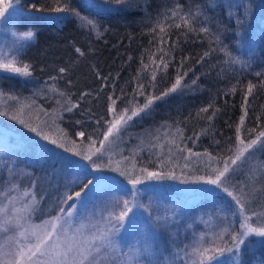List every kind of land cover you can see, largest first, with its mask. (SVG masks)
Listing matches in <instances>:
<instances>
[{"label":"trees","instance_id":"1","mask_svg":"<svg viewBox=\"0 0 264 264\" xmlns=\"http://www.w3.org/2000/svg\"><path fill=\"white\" fill-rule=\"evenodd\" d=\"M99 1L106 3L105 0ZM126 1L128 5L119 8L98 7L97 14L96 10L85 7L84 0H70L72 8L99 22L100 35L97 36L90 30L82 29L78 20L70 14L54 11L56 0H20L19 18L11 26L17 31L31 26L35 31V39L27 47L25 54L16 52L15 56L31 65V76L22 77L0 70L1 98H4L8 109L31 101L40 108L54 112L53 106L59 97L57 93L46 90V94L33 96V93L45 89L47 84L55 83L58 89L71 95L73 102L80 103V108L72 113L57 114L56 122L60 130L66 139L87 144L90 134L97 141L103 138L99 134L106 130L103 122L111 118L108 112L110 94L115 99L123 89L124 95L115 105L119 111L129 104L133 88L142 82L145 85L144 95L136 96L134 103L143 105L146 95L158 96L171 87L177 75L187 72L181 88L163 100L156 101L149 114H141L130 122L127 132L129 139H134L133 135L142 131L168 124L182 130L186 146L194 151L203 153L207 150L213 157H227L233 152L227 150H234L237 144L236 127L245 111L247 115L240 134L245 141L254 138L264 127V32L254 42V57H250L249 52L241 50L234 43L237 40L234 33L238 32L239 27L236 18L243 12L245 3L236 1L233 10L229 12L223 0ZM210 3L213 6L210 7ZM177 4L181 8L180 15L189 11L193 13V24L197 29L208 22L210 33L190 32L178 17L171 18L170 10H174ZM228 13H231V19ZM166 15L168 19H165ZM52 17L62 18L55 22L49 19ZM177 23L181 24L180 28L175 27ZM161 28L164 29L163 32ZM218 29L222 34L223 44L229 46L227 52H230V56L219 50L223 45L218 44L214 38ZM77 47L84 55L75 51ZM206 51L209 56L197 63ZM161 57L168 62L166 70L162 69V65L160 70L156 69L152 62L155 60L160 63ZM233 57L238 62L232 63ZM142 61L144 65H148L147 70L142 68ZM245 62H248L247 66ZM61 67L67 69L66 73L59 74ZM138 70L139 79L133 80V77H137ZM153 71L156 72L155 81L151 80ZM257 72L261 75L257 76ZM97 73L99 77L108 76V81L100 79ZM50 77L57 79L51 81ZM69 80L71 84L68 83ZM193 80H196V84H192ZM249 82L256 87L245 102ZM102 84L106 86L102 88ZM81 93L90 95L80 100ZM209 104L212 107L207 113L200 112V109ZM213 111L215 115L209 121L207 117ZM61 115L62 118H59ZM77 120L83 123L78 125L75 123ZM98 120L99 125L96 124ZM93 129H96V133H93ZM253 129L255 131H250ZM79 131L85 132L84 138L76 136ZM196 133H202L198 139ZM188 137H192V140H187ZM19 140L21 146H16L7 156L26 162L27 157L23 153H27L28 141L25 137ZM2 158H6V155L1 156ZM261 159L264 161V149ZM137 162L144 167L152 164L150 156L145 154H140ZM30 163L25 164L38 166ZM52 166L55 164L52 163ZM5 171L6 168L0 170V187L4 184L2 180ZM130 187L115 180L107 181L105 185L106 189L111 188L123 194ZM213 193L212 199L221 196L215 194L217 192ZM41 195L45 196L42 202L51 208L55 197ZM55 214V211L51 212V215ZM38 217L48 219L47 213L36 214L35 218ZM234 226L237 228L238 223ZM131 234L139 235V232L133 231L131 227L127 236ZM244 260L247 264V256Z\"/></svg>","mask_w":264,"mask_h":264},{"label":"snow or ice","instance_id":"2","mask_svg":"<svg viewBox=\"0 0 264 264\" xmlns=\"http://www.w3.org/2000/svg\"><path fill=\"white\" fill-rule=\"evenodd\" d=\"M105 2L121 4L125 3L126 0H105ZM15 4L17 7H13L11 0H9V2L0 6V21L5 24H11L19 18L17 8L20 4V0H15ZM84 4L86 8L94 9L97 11V14H99L98 5L94 0H84ZM56 5L54 11L70 14L72 18L78 20L79 26L82 29L90 30L97 36L100 35L99 29L101 25L99 22L96 19L83 15L78 9L72 8L70 6V0H63V3L61 0H56ZM209 6L211 7L213 4L210 3ZM170 11L171 18L178 17L188 31L205 34L210 33L211 28L208 26V22H205L204 26L198 29L194 26V16L191 11L180 15L181 8L179 4L176 5L174 10ZM249 12L250 9L245 5L243 12L236 18V23L239 27H243L246 23ZM201 15H203L202 10ZM228 16L231 19V13H228ZM61 18L62 17H52L49 19L58 22ZM168 18L169 17L166 15L165 19ZM175 27L180 28L181 24L177 23ZM163 31L164 29L161 28V32ZM234 34L237 36V40L234 43L239 44L240 33L236 32ZM13 35L16 37V41L14 42L15 51L20 55L25 54L27 47L30 46V43L35 39L34 29L29 26L27 30L16 31ZM221 35L219 29L217 33L214 34L216 42L223 45L219 50L226 52V54L230 56V52H227L229 46L223 44ZM75 51L81 56L84 55L78 47ZM249 55L250 57H254V46L250 48ZM207 56H209L208 51L203 53V56H201L197 63H200ZM129 59H131V57H129ZM152 62L158 70L161 69V65L163 70L168 68V62L165 61L163 57H161L160 63H156L155 60ZM231 62H238L237 58L233 57ZM141 63L142 68L147 70L148 65H144L143 61ZM182 64L183 61H181V65ZM245 64L247 66L248 62H245ZM30 68L31 65L29 63L18 59L17 56H13L9 59L8 56L0 50V70L15 73L22 77H30ZM66 71L67 69L65 67L59 68V74H64ZM139 74L140 70H138L137 77H133V80H138ZM97 75L99 77V73H97ZM186 75L187 72H184L183 75H177L171 87L161 92L158 96L146 95L143 105L134 103L136 96L144 95L145 85L142 82L137 83L133 88V97L132 100L129 101V104L119 111L115 105L124 95L123 89H121V95L116 96L115 99H113V94H110L108 98L111 100V104L109 105L108 112L111 114V118L105 119L103 122L106 130L99 133L103 138L97 141L94 140L90 134L87 137V147L83 146L82 142L79 147H67L69 143L75 145L76 141L65 139L63 133L57 138H52L50 135L43 132L42 126L33 127L31 123H27L24 119H21V114L26 107L25 105H21L17 109L0 113V115L9 116L11 120L29 128L30 131L36 133L43 141L47 142L35 145L34 150L41 159H46L50 150L49 146L52 145L65 149L67 152L73 153L75 156L81 157L83 161L88 162L86 164L77 162L72 171L65 175V182L63 184L64 191L54 198L51 208L47 212L48 219L42 220L40 224H32L30 220L32 214L38 209L43 211L40 205L45 199L44 195H41L40 198L37 199L35 191L25 189L18 197H6L8 204L12 205L10 209L11 214L9 213L8 204L0 206V232L9 231V226L18 229V231L15 235L6 237L4 243L0 244V264H165V262H157L152 259L154 256L152 241L155 238V232L150 229L149 224L156 228L166 226L169 222V217L155 216L151 218L149 224L142 226V235L137 239L135 244H129L126 237L129 229L137 223L139 217L137 209H144L151 217L152 197L148 198V204H145L140 198L144 181L163 180L166 178L177 179L175 171L172 169L168 171H149L147 167L137 168V165L131 162V157L123 156L121 160L126 163L122 166L121 161L118 160L115 162V167H113V161L111 157H108V163L104 164L103 167L110 168L112 171L118 172L121 176L126 178L127 183L131 185V187L125 195L130 198L110 197L99 201H89V195L102 192L108 181L107 177L90 171V168L99 169L101 167V163L99 162H102L104 159L106 142H109L110 138L115 139L121 137L134 118H139L141 114H149L156 101L163 100L169 94L181 88L182 80ZM256 75L260 76L261 73L257 72ZM60 78L62 79L63 76ZM99 78L104 81H108L109 79L108 76ZM49 79L55 81L57 77H50ZM155 79L156 72L153 71L151 73V80L155 81ZM68 83L71 84V80H69ZM192 84H196V80H193ZM105 86L104 84L101 85L102 88ZM255 87L256 85L251 82L248 83L247 93L244 97L245 102H247L248 96L252 94ZM45 88L47 92L57 93L61 98L56 100L59 113H72L74 110L80 108L79 101L73 102L71 95L58 89L55 83L47 84ZM38 94H46L45 89L34 92L33 96ZM87 95H90V93H81L80 100H83ZM211 107L212 105L209 104L200 109V112L207 113ZM40 112L46 116L49 115L46 109L40 108ZM214 115L215 111H213L212 115L208 116L207 119L211 121ZM246 115L247 112L245 111V114L240 117L239 125L236 127L237 145L234 154L227 157H213L211 153L205 150L204 155L209 159V163L205 165L208 172L205 176L197 177L198 180L214 186V188H209L207 191L212 192L214 189H219L230 198V200L225 201V203L232 207V215L234 217L241 218L239 228L242 231L225 227L221 232L216 234L208 247L204 246L203 240L201 239L195 247H191L190 251L184 252L185 257L189 258L187 264H212L214 261L217 262V264H221L218 258L224 253L231 254L235 264H243L241 246L246 244L245 238L252 233L264 237V219H262L261 226L259 227H253L249 224L251 216L258 215L255 211H252L251 215H248L249 209L247 207L255 189L251 188L250 191H245L244 184L239 181L232 185L231 190L228 186H225V181L236 172L238 162L245 163L248 155L264 149V130L260 131L255 139H250L247 142L241 137V126L244 124ZM59 118H62V115ZM75 123L80 125L83 122L77 120ZM96 124L99 125L100 121H96ZM47 125L48 122L44 121L43 126ZM250 131L255 130L253 129ZM93 133H96V129H93ZM201 134L202 133H196V138L198 139ZM176 135H179L180 140L184 142V147L177 144ZM76 136L84 138L85 132L79 131L76 133ZM152 139L155 140L158 139V137H152ZM8 140L9 137L7 133L0 132V143L7 147ZM187 140H192V137H188ZM97 142L99 143V147H96ZM217 143H219V141H217ZM168 144L170 145L168 148L169 155L167 157V162L169 164L171 163L172 146H175L176 150L179 152L186 150L189 155H201L200 153H192V149L186 148V140L182 130L179 128L175 130L172 138L168 140ZM156 146V144L147 145V147L152 148ZM160 147L163 148V145H160ZM227 151L231 152L233 150L229 148ZM185 159H187V157H185ZM158 160L163 168L165 166L164 158L158 156ZM214 160L217 161L218 164L222 163V167H213L211 162ZM4 165L7 169L6 175L9 178L5 183H11V188L7 189V191L11 192L14 189L19 191L17 184L11 182L12 177L15 175L13 165L8 160L4 161ZM184 167H187V165ZM51 175L57 176L59 173L56 169H53L51 170ZM89 176H92V179H89ZM85 180H87V183H84ZM37 182V180H33L32 185L35 186ZM80 185L83 186L80 187ZM57 187H59V184H57ZM77 187H79L80 190L73 191V189ZM29 195L31 199L27 203L23 204L20 208L15 207L17 199H23ZM52 211H55L56 214L51 215ZM175 214L176 210L172 211L171 216H175ZM225 233L229 235L228 240L224 239ZM160 254L163 255L162 252ZM167 264H171V261H167ZM261 264H264V262H261Z\"/></svg>","mask_w":264,"mask_h":264},{"label":"rangeland","instance_id":"3","mask_svg":"<svg viewBox=\"0 0 264 264\" xmlns=\"http://www.w3.org/2000/svg\"><path fill=\"white\" fill-rule=\"evenodd\" d=\"M223 1L227 5L229 12L233 10L236 1L244 2L250 9L246 23L243 27H238V32L240 33V43L238 47L243 51L249 52L250 48L254 46L256 38L261 32H264V0ZM7 2H9V0H0V6H3ZM11 2L13 7H17L15 0H11ZM94 2L102 9L119 8L128 5L127 1L121 4L103 3L99 0H94ZM18 10H21L20 5L17 8V11ZM16 31L17 30L12 28L11 24H5L0 21V50H2L9 59L16 55L14 44L16 37L13 35ZM45 90L47 91L46 88ZM2 95L3 94L0 92V113L17 109L21 105H25L26 107L21 114V119H24L27 123H31L33 127L42 126L43 132L50 135L52 138H57L62 134L56 122L57 114L59 115V109L56 104L53 106L54 112L47 111L49 115L46 116L40 112V107L31 101L13 106V109H8L4 98H1ZM57 99L61 98L57 97ZM44 121L48 122L47 126H43ZM176 129L177 127L161 124L156 128H150L147 131H142L133 135L134 139H129V134L127 135L129 131L127 128L121 137L115 139L110 138V141L106 142L104 159L102 162L98 161L101 163V167L99 169L90 168V171L107 177L108 181H120L129 187L130 185L127 183L125 177L121 176L118 172L112 171L110 168L103 167L104 164L108 163V157H111L113 167H115V162L118 160L121 161L122 166L126 163L121 160L123 156L131 157V162L135 163L137 168H139L144 166H141L137 162L138 157L140 154H145L150 156L152 161V164L147 167L149 171H168L170 169L175 171L177 179L166 178L163 180L144 181L140 198L145 204H148V198L152 197L151 217L144 209H137L139 217L136 225L133 226V231L139 232V235L131 234L126 237L129 244H135L137 239L141 237L140 235H142V233L140 234L142 226L149 224L151 218L155 216L169 217V222L166 226L156 228L149 224L150 229L155 232V238L152 241V249L154 252L152 259L157 262H165V264H167V261H171V264H187L189 258L185 257L184 252L190 251L191 247H195L201 239L203 240L204 246H210V242L214 239L216 234L221 232L225 227L242 231L239 228L241 218L234 217L232 215V207L225 203L228 199V197L225 198L227 195L219 189H214L212 192L207 191V189L214 188V186L208 185L197 179L199 176L207 175L208 172L205 165L209 163V159L204 155V152L194 151L191 147L186 146V148L192 149V153L201 154L200 156L189 155L186 150L179 152L176 150L175 146H172L171 163L169 164L167 162V157L169 155L168 148L170 146L168 140L172 138ZM262 130H264V127L260 131ZM0 132H6L9 137L7 147L0 143V170L6 168L4 161L8 160L13 165V170L15 171V175L12 177L11 182L16 183L19 189V191L15 189L11 192L7 191V189L11 188V183H5V181L9 179L6 175V169L5 177L2 180L4 184L3 187H0V206L8 204L7 196L18 197L25 189L35 191L37 199L40 198L41 194H49V196L56 198L64 191V177L68 172L72 171L74 165L77 162L88 163L87 161H83L81 157H77L73 153L67 152L65 149L52 145L49 146L50 150L46 160L41 159L34 150L35 145L47 142L43 141L36 133L30 131L29 128L11 120L9 116L0 115ZM258 133L256 135H258ZM21 137H25L28 141L26 147L27 153H23L26 154V162H31L30 164L35 163L38 165L37 167L33 165L27 166L25 164L26 162L8 158V153L12 152L16 146H21V141L19 140ZM152 137H158V139L153 140ZM255 137L252 139H255ZM247 141L248 140L245 142ZM176 142L181 147L185 146L184 142L180 140L179 135H176ZM150 144H156L157 146L154 148L147 147V145ZM80 145L81 142H77L75 145L69 143L67 147L76 148ZM160 145H163V148H161ZM83 146L87 147L88 143H83ZM96 147H99V143L96 144ZM235 148L231 155L234 154ZM262 150L255 151L248 155L245 163L238 162L236 172L225 181V186H228L230 190L232 189V185L237 181L244 184L245 191H250L251 188L255 189L247 204L249 209L248 215H251L252 211L258 214L256 216H251L249 220V224L253 227L261 226L262 219H264V215H262L264 214V167H261L264 166V161L261 159ZM3 155H6V158L1 159ZM158 156L164 158L165 166L163 168L158 160ZM36 157L38 158L35 161ZM185 157H187V159H185ZM52 163L55 164V166H52ZM211 163L213 167H222V163L218 164L215 160ZM185 165H187V167H184ZM53 169H56L59 175L52 176L51 170ZM89 179H92V176H89ZM33 180L38 181L35 186L32 185ZM84 183H87V180H85ZM57 184H59V187H57ZM79 190L78 187L73 189V191ZM213 192H217L215 194H220L221 196H216V199H212L214 197L211 195ZM110 197L130 198L111 188H104L102 192L90 194L88 200L99 201ZM30 199V195L23 199H17L15 207H22L23 204L27 203ZM8 208L10 213L12 205L8 204ZM40 208L43 211L38 209L32 214L30 220L32 224H40L42 220H45L39 217L37 219L35 216L36 214L47 213L50 207L41 202ZM174 210H176V214L175 216H171ZM235 223H238L237 228L234 226ZM17 231L18 229L9 226V231L0 232V244L4 243L6 237L15 235ZM224 239H229L227 233H225ZM245 241L246 244L241 246L243 264H245L244 259L246 256L248 259L247 264H261V262H264V237L252 233L245 238ZM161 252L163 255L160 254ZM218 260L221 264H235V261L229 253H224ZM212 264H217V262L214 261Z\"/></svg>","mask_w":264,"mask_h":264}]
</instances>
